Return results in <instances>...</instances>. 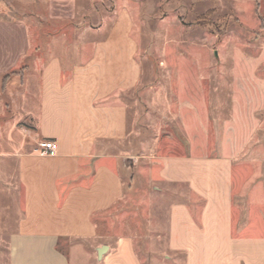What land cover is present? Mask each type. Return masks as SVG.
<instances>
[{
	"label": "crops",
	"instance_id": "0c3cea01",
	"mask_svg": "<svg viewBox=\"0 0 264 264\" xmlns=\"http://www.w3.org/2000/svg\"><path fill=\"white\" fill-rule=\"evenodd\" d=\"M36 1L47 4L39 15L38 37L45 33L51 42L33 43L23 23H0V75L37 49L35 68L23 78L24 111L38 140L57 143L58 153L44 155L36 142L0 152V162L15 164L18 186L16 191L14 184L0 185L15 203H0L7 213L1 220L10 226L8 264H74L72 256L87 264L91 254L95 264H142L134 236H103L96 222L124 199L125 175L135 168L154 192L163 193L165 186L175 191L168 210V253L183 256V264H264V185L244 193L245 209L235 199V166L254 136L238 120L243 111L237 96L248 91H233L234 116L221 124L210 118L205 90L179 89L181 153L158 155L153 145L131 154L126 97L143 77L142 29L134 4L107 0L112 12L90 25L97 0ZM135 7L141 20V8ZM17 43L22 48L13 53ZM105 246L99 260L98 249Z\"/></svg>",
	"mask_w": 264,
	"mask_h": 264
},
{
	"label": "rangeland",
	"instance_id": "374dc122",
	"mask_svg": "<svg viewBox=\"0 0 264 264\" xmlns=\"http://www.w3.org/2000/svg\"><path fill=\"white\" fill-rule=\"evenodd\" d=\"M127 1L134 4V19L142 29L139 60L143 68L140 87L126 97L128 151L137 156L144 153V147L156 145L158 155L181 153L185 144L177 109L179 89L205 90L210 118L221 124L231 122L234 116L233 91L245 89L248 95L237 96L239 111H243L238 120L241 126L251 127L254 136L244 145L243 157L235 166V199L245 209L248 198L244 193L254 185H264V0ZM137 3L141 20H137ZM94 6L97 15L90 25H97L104 12L113 9L107 0H97ZM46 9V3L36 0H0V23L25 24L30 40L45 47L51 40L45 33L39 38L37 29L39 15ZM12 48L14 53L22 44ZM33 50L31 58L0 75V104L6 103L5 107L0 105V152L12 151L22 142H36L37 147L42 142L24 111L28 97L22 94L23 78L35 68L37 49ZM11 89L17 93L10 95ZM15 171V164L0 162V185L11 183L18 191ZM125 185L124 199L97 217L99 232L103 236L116 232L134 236L142 264H183L184 257L171 255L166 245L174 189L165 186L161 187L163 193L154 192V185L137 168L127 172ZM8 202L14 203L0 192V203ZM3 215L7 213L0 209V264H8L10 226L5 218L1 220ZM89 257L87 264H95V255ZM72 260L74 264L79 262L75 256Z\"/></svg>",
	"mask_w": 264,
	"mask_h": 264
},
{
	"label": "built area",
	"instance_id": "2783aa9c",
	"mask_svg": "<svg viewBox=\"0 0 264 264\" xmlns=\"http://www.w3.org/2000/svg\"><path fill=\"white\" fill-rule=\"evenodd\" d=\"M39 149L44 155L49 157H56L58 153V145L55 142L51 141H42L39 143Z\"/></svg>",
	"mask_w": 264,
	"mask_h": 264
},
{
	"label": "water",
	"instance_id": "95a60500",
	"mask_svg": "<svg viewBox=\"0 0 264 264\" xmlns=\"http://www.w3.org/2000/svg\"><path fill=\"white\" fill-rule=\"evenodd\" d=\"M108 247H101L100 249H98V258L99 260L102 258V256L107 252Z\"/></svg>",
	"mask_w": 264,
	"mask_h": 264
}]
</instances>
